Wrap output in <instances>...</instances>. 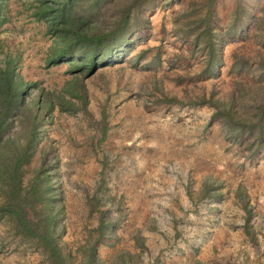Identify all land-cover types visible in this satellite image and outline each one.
Listing matches in <instances>:
<instances>
[{"label": "rangeland", "instance_id": "1", "mask_svg": "<svg viewBox=\"0 0 264 264\" xmlns=\"http://www.w3.org/2000/svg\"><path fill=\"white\" fill-rule=\"evenodd\" d=\"M30 3L0 4V69L13 68L27 92L25 121L1 140L13 143L6 152L25 147L36 126L23 183L41 170L63 203L64 253L81 262L96 247L97 264H264V146L225 118L253 106L264 76L253 0H216L221 60L209 72L207 50L181 33L203 0L148 1L127 42L93 72L49 63L53 38ZM4 190L0 178V203ZM0 264L48 262L1 221Z\"/></svg>", "mask_w": 264, "mask_h": 264}, {"label": "trees", "instance_id": "2", "mask_svg": "<svg viewBox=\"0 0 264 264\" xmlns=\"http://www.w3.org/2000/svg\"><path fill=\"white\" fill-rule=\"evenodd\" d=\"M3 1L0 0V4ZM148 1L153 0H31L30 7L31 15L35 20L45 22L47 32L53 38L49 63L68 62L69 65L77 64L79 69L93 72L110 55H114L121 44L127 42L137 24L133 12L139 9L143 11ZM215 2L203 0L200 7H192L188 13L186 11V22L181 31L184 39L207 50L208 55H202L206 72L221 60V55H214ZM253 5L259 7L262 13L255 17L256 27L259 28L264 24V0H253ZM244 12L245 9L237 6L235 15L241 17ZM263 62L261 60V64ZM245 64V60L239 61L237 58L232 71L243 73ZM8 66L0 69V161L7 155V164L0 177L5 188L3 202L0 203V222L8 224L18 243L40 250L48 264H97L96 247L82 263L64 253L56 229L57 214L63 203L49 195V186L42 171H36L27 184L23 183L22 165L30 161V141H34L36 126L30 127L28 145L21 148L15 143L6 152L11 143L3 149L1 135L14 123L25 121L23 104L27 94L23 82L16 79L14 69ZM256 82L258 93L253 95V106L237 116L236 112H228L225 118L234 125L233 129L239 131V135L247 133L252 138L251 145L259 150L264 146V76ZM12 164L13 167L9 168ZM106 229L104 226V231Z\"/></svg>", "mask_w": 264, "mask_h": 264}]
</instances>
